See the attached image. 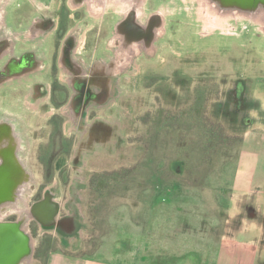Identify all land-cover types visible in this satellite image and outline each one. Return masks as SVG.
Wrapping results in <instances>:
<instances>
[{
  "label": "rangeland",
  "instance_id": "374dc122",
  "mask_svg": "<svg viewBox=\"0 0 264 264\" xmlns=\"http://www.w3.org/2000/svg\"><path fill=\"white\" fill-rule=\"evenodd\" d=\"M41 3L39 12L62 25H86L83 12L65 0ZM21 5L10 10L14 24L38 12ZM146 10L163 13L164 36L155 57L139 62L120 82L122 96L108 105L125 108L121 138L102 155L104 166L99 158L91 161L89 189L81 191L87 224L71 241L40 231L30 264H229L221 236L234 182L260 169L257 156L264 154L243 148L247 139L264 142V74L258 69L264 65V34L243 18L219 19L195 0H147ZM114 18L108 12L105 23ZM101 24L91 23L83 33L82 52L101 44ZM233 81L250 85L254 106L247 112L218 108L219 100L227 104ZM200 82L205 107L176 108L192 101ZM22 101L21 92H0V106ZM23 115L29 124L46 122ZM230 264H264V258Z\"/></svg>",
  "mask_w": 264,
  "mask_h": 264
},
{
  "label": "flooded vegetation",
  "instance_id": "af4514ba",
  "mask_svg": "<svg viewBox=\"0 0 264 264\" xmlns=\"http://www.w3.org/2000/svg\"><path fill=\"white\" fill-rule=\"evenodd\" d=\"M14 1L7 8L11 23L0 24V92H21L23 101L18 107L0 106V264H30L36 254L31 239L39 237L40 231L71 241L87 224L79 193L84 189L87 194L91 175L85 181L82 175L73 178V172L81 166L92 140L109 138L108 125L101 117L119 94L120 82L140 61L153 59L156 35L162 33L164 21L153 11L139 21L134 18L135 3L119 0L130 7L121 17L112 10L104 12L101 44L86 54L81 36L90 26L80 32V24L67 27L40 12L24 24H14L10 10L22 8V3L35 8L30 0ZM71 1L76 5L73 10L85 16L84 0ZM104 1L86 0V4L100 7ZM108 12L115 17L109 26ZM18 34L29 40L9 39ZM204 87L197 83L192 101L176 108H204ZM249 88L248 82L233 81L227 104L219 100L218 108H229L231 114L247 112L254 106L248 99ZM26 112L46 120L45 124H29ZM57 165H61L58 171Z\"/></svg>",
  "mask_w": 264,
  "mask_h": 264
},
{
  "label": "crops",
  "instance_id": "0c3cea01",
  "mask_svg": "<svg viewBox=\"0 0 264 264\" xmlns=\"http://www.w3.org/2000/svg\"><path fill=\"white\" fill-rule=\"evenodd\" d=\"M243 148L251 154L261 152L264 150V142L247 139ZM257 157L262 161L264 154L261 153ZM261 161L256 166L260 169L249 171L246 177L238 176L234 182L221 236L222 250L227 254L224 259L229 264L232 260L242 257L250 261L252 259L260 261L264 258V175L261 173L264 159L263 162ZM84 264L103 263L87 260Z\"/></svg>",
  "mask_w": 264,
  "mask_h": 264
},
{
  "label": "bare ground",
  "instance_id": "6f19581e",
  "mask_svg": "<svg viewBox=\"0 0 264 264\" xmlns=\"http://www.w3.org/2000/svg\"><path fill=\"white\" fill-rule=\"evenodd\" d=\"M13 1L14 0H0V24L3 21L7 22L8 24L11 23L10 21H8L10 17L8 16L9 12L7 11V8H8V6H10V4ZM30 1L33 3V5L35 6V8L37 9L38 12L42 9V3L39 0H30ZM195 1H197V0H195ZM198 2L201 3L200 0H198ZM84 3H85L84 4V6H85V20H84V22H85L86 25L82 26V28L80 29V32H83V30L86 29L87 27H89V25L91 23H94V22H97L98 20H100L101 16H103V14H104V12L106 10H112L117 16L121 17V16L125 15L126 11L130 7L129 3L121 5L119 0H106V1L103 2V4L100 7L95 6L94 3L93 4L91 3L92 6L89 7L90 3L88 2V5H87L86 4L87 3L86 0H84ZM68 5L71 7V9H75V7H76V5H74L71 0H68ZM204 10L206 12L212 14V12L207 10L205 7H204ZM152 11L153 10L147 11V10L144 9V7L141 8L140 10L138 8H136L135 9V12H136L135 13V17H136L137 20L143 21V19L145 17H147L148 14L153 13V12H158V13H160V16L162 18H164V15H163V13L161 11H159V10H154L153 12ZM215 16H217V15H215ZM217 18L220 19L221 17L217 16ZM89 22H91V23H89ZM79 24L80 23H77L76 25H79ZM261 30H262V32L264 34V29H261ZM80 32H79V34H80ZM0 36H2L1 32H0ZM161 36H162V33L156 35V42L159 41ZM9 39L11 41H20V40L21 41H23V40L26 41L28 38L27 39L26 38H22L21 35L18 34L17 36L9 35ZM157 45H158V42L156 43V52H157ZM113 52H114V50H113ZM122 54L123 55H120L121 58H122V56H125L126 50H125V52L123 51ZM155 55H156V53L154 54V57H155ZM258 69H259V71H261V73L264 74V65L260 66ZM128 77L129 76H126L125 78H128ZM120 96H122V91H119V94L117 95V97L113 98L111 101L115 102ZM24 104H25V106L27 105V103H24ZM116 107L117 108L108 107L107 110H106V116L105 117H101L103 119V121H105L106 124L108 125V129L107 130H108V136H110V139L108 138L107 141H103V142H100L98 140H92L90 147L88 149H86V151L83 152L82 164H81V166L79 168L74 170L73 178H75L76 176H81L82 172L86 173V175L89 176V174H90L89 170H90V167H91V161H93L96 158H99L101 165H103L102 164L103 160L101 159L102 155H107V153H108L107 151H108L109 145L112 146V147L115 146L113 144L116 142L115 140L119 139L118 136L121 135V131H122V115H121V111L123 109H125L124 107L121 108V106H116ZM116 113L119 114V116H116ZM47 115L48 114H46V115L43 114L42 116L46 117ZM72 127H74V125H72ZM78 134H79V138L81 140V138L83 136V131L78 132ZM75 153H76V150L74 151L73 156L75 155ZM84 180L86 181L87 177H85ZM79 195H80L81 198H83L82 192H80ZM25 198H26V195L22 194L21 195V200H25ZM11 209H14V208H11ZM18 211H20V210L18 209ZM1 216H2V214H1ZM31 245H32V247L34 246L32 239H31ZM29 262L30 261H28V263Z\"/></svg>",
  "mask_w": 264,
  "mask_h": 264
},
{
  "label": "water",
  "instance_id": "95a60500",
  "mask_svg": "<svg viewBox=\"0 0 264 264\" xmlns=\"http://www.w3.org/2000/svg\"><path fill=\"white\" fill-rule=\"evenodd\" d=\"M132 1L139 10L144 7L146 0H121ZM203 7L221 18H243L259 28L264 29V0H200ZM198 2V0H197ZM213 14V15H214ZM214 15V16H215ZM216 16V17H217ZM135 18V15H134ZM164 21V18H163ZM165 27L162 22L161 32ZM30 251V248L29 250Z\"/></svg>",
  "mask_w": 264,
  "mask_h": 264
}]
</instances>
